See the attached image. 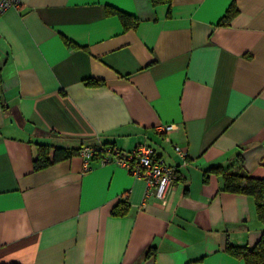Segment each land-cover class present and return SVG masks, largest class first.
Listing matches in <instances>:
<instances>
[{"label":"crops","instance_id":"obj_1","mask_svg":"<svg viewBox=\"0 0 264 264\" xmlns=\"http://www.w3.org/2000/svg\"><path fill=\"white\" fill-rule=\"evenodd\" d=\"M0 78V264H245L225 245L251 247L264 220L209 168L264 177V0H20L0 15ZM138 142L176 167L165 203L79 153ZM39 144L78 152L35 169Z\"/></svg>","mask_w":264,"mask_h":264},{"label":"trees","instance_id":"obj_2","mask_svg":"<svg viewBox=\"0 0 264 264\" xmlns=\"http://www.w3.org/2000/svg\"><path fill=\"white\" fill-rule=\"evenodd\" d=\"M158 1L168 0H154V2ZM236 12L237 9L235 5H229V7L226 9L225 13L219 20V23H228L230 19L236 14ZM106 13L117 15L125 29L128 27H134L137 24V19L134 16L118 8L107 6ZM63 41L68 46H77L75 43L65 37H63ZM83 82L89 86H98L103 83L102 80L92 77L85 78ZM76 152H78V150H69L61 147H56L54 148L53 157L51 159L48 154V148L44 145L39 144L37 147V154L33 159V167L35 169H38L47 166L52 161L70 157ZM209 170L219 172L222 175L223 188L225 190L252 195L255 201L257 217L260 220H264V177H251L241 171L230 172L218 166L211 167L209 168ZM204 176H206V173L204 174ZM127 211L128 203L125 201L118 202L112 209V213L115 215H124ZM225 250L229 254L241 258L245 264H264V231L260 234L257 241L251 247L226 243ZM3 264L18 263L8 262Z\"/></svg>","mask_w":264,"mask_h":264},{"label":"built area","instance_id":"obj_3","mask_svg":"<svg viewBox=\"0 0 264 264\" xmlns=\"http://www.w3.org/2000/svg\"><path fill=\"white\" fill-rule=\"evenodd\" d=\"M20 0H0V15L10 7H18ZM174 128V124H160L157 129L166 133ZM175 151L185 155V150L179 145H173ZM79 153L85 160L96 156L102 162L116 161L125 166L132 174L145 180L146 194L165 203L170 192L171 183L176 177V167L167 164L154 149L143 142H138L130 150H121L113 144L83 146ZM151 189V191H150Z\"/></svg>","mask_w":264,"mask_h":264}]
</instances>
